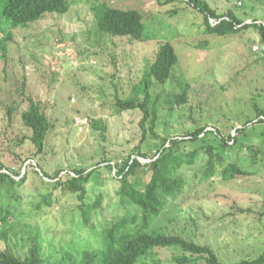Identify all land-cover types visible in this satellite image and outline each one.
<instances>
[{
	"label": "rangeland",
	"instance_id": "obj_1",
	"mask_svg": "<svg viewBox=\"0 0 264 264\" xmlns=\"http://www.w3.org/2000/svg\"><path fill=\"white\" fill-rule=\"evenodd\" d=\"M71 1L67 14L0 30V44L7 45L6 50L0 46V161L10 172L20 169L27 174L25 187L20 188L24 197L20 217L4 228L8 244L23 254L34 237L53 261L62 251L79 257L84 248H97L107 223L135 213L119 205L120 184L113 178L117 169L110 170L109 163L115 166L130 156L147 163L149 159L137 154L157 153L161 141L154 134L183 138L206 127L207 133L219 131L233 146L225 153L224 164L217 165L218 173L235 163L249 176L226 180L218 174L204 179V160L185 166L180 171L186 178L182 193L167 202L154 227L210 246L223 264L258 256L264 249V124L258 123L255 107L264 109V43L258 30L250 26L234 35H207L200 13L180 0ZM204 1L219 14L232 10L242 25L264 26V0ZM97 3L139 11L151 38L100 37L92 9ZM166 42L174 46L179 61L165 84L153 81L149 93L157 101L158 120L153 131L145 125L142 141V114L118 113L116 103L132 96L146 66ZM186 84L187 102L179 104L176 97ZM29 98L42 105L50 123L37 156H31L36 147L24 138L30 132L21 120ZM9 106L17 110L11 122ZM94 121L100 122L97 128ZM248 121L252 123L245 128L247 136L234 141L237 129ZM74 169L95 171L85 184V203L102 199L86 226L77 212L82 205L79 194L53 188L57 172L64 178L70 172L74 175ZM42 172L54 178H44L50 185L43 182ZM43 195L52 196V207L37 212L26 205ZM172 253L160 249L148 262L166 264Z\"/></svg>",
	"mask_w": 264,
	"mask_h": 264
},
{
	"label": "trees",
	"instance_id": "obj_2",
	"mask_svg": "<svg viewBox=\"0 0 264 264\" xmlns=\"http://www.w3.org/2000/svg\"><path fill=\"white\" fill-rule=\"evenodd\" d=\"M180 1L191 5L200 13L207 35H234L254 26L264 43V26L256 22L242 25L243 22L232 10L226 14H219L204 0ZM71 4V0H0V30L11 31L29 26L49 15L67 14ZM237 6L242 7L243 3L239 2ZM92 9L100 37H129L135 40H146L150 37L147 34L143 17L137 10L118 9L105 3H97ZM211 20H215V23ZM0 46L4 50L7 48L5 44H0ZM178 61L174 46L170 42L162 44L155 60L146 66L143 78L134 88L132 96L127 100L118 99L116 103L118 113L137 110L142 114L140 125L145 131L142 141L145 140L146 135L145 125L148 123L150 130L153 131L158 120L157 101L153 100L149 93L153 81L165 84L174 76ZM188 88L186 84L183 93L176 97L177 103L187 102ZM28 100L29 107L21 113V120L30 132V135L24 138L30 140L36 147V152L31 153V156H37L42 151L50 123L42 105L33 98ZM255 107L258 123L264 124V109L257 105ZM6 113L7 119L11 122L17 110L15 106H9ZM99 123L94 121V128H97ZM251 123L252 121H248L244 127L237 129L238 135L233 140L236 141L245 136L247 134L245 128ZM102 129L104 131L106 127L102 125ZM206 130V127L196 129L195 132L183 138H161L154 134L155 138L161 141V147L155 155L149 157L136 150L139 157L149 159V162L143 164L139 158L130 156L125 162L117 163L115 166L109 163L110 170L117 169L113 178L120 184L117 192L119 205L127 208L128 213L133 208L135 213L125 214L107 223L101 231L100 245L97 248L93 250L84 248L79 257L78 253L75 255L70 251H62L60 258L56 261H53L51 254L44 253L34 237L30 238L31 245L23 254H17L8 244V234L4 228L8 223L20 217V209L24 207V197L20 188L25 187L27 174H23L20 169L10 172L9 167L0 161V170L7 171V173H0V264H150L148 259L157 258V252L160 249L174 251L170 261L166 264H223L210 246L201 245L179 234L167 232L162 227H154V221L166 208L167 202L182 193L186 178L180 171L185 166H192L199 159L204 160L206 162L203 172L204 179H210L218 174L226 180L249 176L248 172L235 163L223 166L218 173L217 165L224 164L225 153L233 146L230 140L221 136L219 131L217 133L208 131L207 133ZM204 136L206 139L203 141ZM188 145L192 147L191 150L187 149ZM60 172L54 176L57 180L53 188L61 187L70 194H79L82 205L77 212H79L82 225L86 226L91 211L100 208L102 200L99 198L89 204L85 203L82 195L85 193V184L95 171L74 169V175L70 172L64 178L59 177ZM16 176H21V179L16 181ZM40 177L46 185L51 184L44 180L45 177L53 178L47 173L42 172ZM30 204L33 210L42 212L53 206V199L52 196L43 195L38 202L26 203L28 207ZM234 264H264V249L255 258L243 259Z\"/></svg>",
	"mask_w": 264,
	"mask_h": 264
},
{
	"label": "built area",
	"instance_id": "obj_3",
	"mask_svg": "<svg viewBox=\"0 0 264 264\" xmlns=\"http://www.w3.org/2000/svg\"><path fill=\"white\" fill-rule=\"evenodd\" d=\"M212 23H215V21L211 20ZM0 173H7L6 170H1Z\"/></svg>",
	"mask_w": 264,
	"mask_h": 264
},
{
	"label": "clouds",
	"instance_id": "obj_4",
	"mask_svg": "<svg viewBox=\"0 0 264 264\" xmlns=\"http://www.w3.org/2000/svg\"><path fill=\"white\" fill-rule=\"evenodd\" d=\"M213 21H215V20H213Z\"/></svg>",
	"mask_w": 264,
	"mask_h": 264
}]
</instances>
